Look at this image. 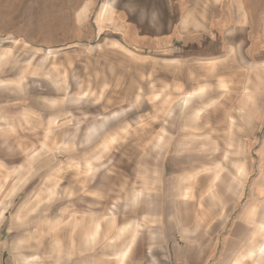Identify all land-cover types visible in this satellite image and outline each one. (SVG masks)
I'll use <instances>...</instances> for the list:
<instances>
[{
	"label": "rangeland",
	"instance_id": "1",
	"mask_svg": "<svg viewBox=\"0 0 264 264\" xmlns=\"http://www.w3.org/2000/svg\"><path fill=\"white\" fill-rule=\"evenodd\" d=\"M163 2L0 0V264H264L263 68Z\"/></svg>",
	"mask_w": 264,
	"mask_h": 264
},
{
	"label": "crops",
	"instance_id": "2",
	"mask_svg": "<svg viewBox=\"0 0 264 264\" xmlns=\"http://www.w3.org/2000/svg\"><path fill=\"white\" fill-rule=\"evenodd\" d=\"M186 6L185 11L180 12L181 22H196V25H192L187 28L188 32H192L190 35L198 37L200 35L199 23L208 20L212 22L210 25L211 29L216 36H235V44L231 46H226L221 43L220 52H222L221 58L217 61V64L211 63L208 67L210 69H216L222 71L226 69L231 70L232 81L234 83L243 82L242 84L251 85L253 80L252 75L255 72V66L262 67L264 69V48L260 49L259 52H254V47L252 42H246L244 39L247 36L254 34L256 30L255 25L251 21L252 18L264 17V5L260 3L259 0H205V3H200L199 0H184ZM188 4V5H187ZM163 7L168 9V16L171 15V7L169 0H164ZM106 11L104 10V13ZM189 14L193 15V18H183L188 17ZM171 17L167 19V22L172 24ZM229 23L226 24V21ZM209 25V26H210ZM170 32H172L170 30ZM215 44L214 46H216ZM207 48V47H206ZM209 49V48H208ZM253 68V69H252ZM257 68V67H256ZM263 69L259 68L260 73H263ZM247 70V76L249 78L243 79ZM247 88V87H246ZM248 90H251L250 86ZM259 253L264 252L263 249H258ZM127 259L117 260L118 264H124ZM96 264V263H94Z\"/></svg>",
	"mask_w": 264,
	"mask_h": 264
},
{
	"label": "bare ground",
	"instance_id": "3",
	"mask_svg": "<svg viewBox=\"0 0 264 264\" xmlns=\"http://www.w3.org/2000/svg\"><path fill=\"white\" fill-rule=\"evenodd\" d=\"M262 253V252H261Z\"/></svg>",
	"mask_w": 264,
	"mask_h": 264
}]
</instances>
